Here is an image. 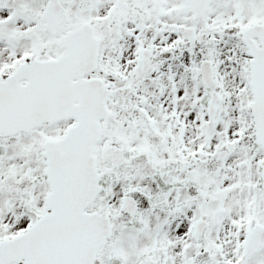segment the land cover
<instances>
[{"label":"snow or ice","instance_id":"6c2138e0","mask_svg":"<svg viewBox=\"0 0 264 264\" xmlns=\"http://www.w3.org/2000/svg\"><path fill=\"white\" fill-rule=\"evenodd\" d=\"M0 264H264V0H0Z\"/></svg>","mask_w":264,"mask_h":264}]
</instances>
